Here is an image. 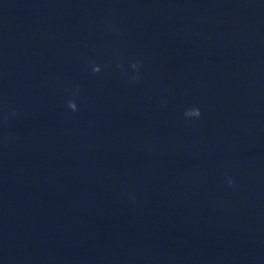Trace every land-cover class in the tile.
Wrapping results in <instances>:
<instances>
[{
	"label": "clouds",
	"instance_id": "clouds-1",
	"mask_svg": "<svg viewBox=\"0 0 264 264\" xmlns=\"http://www.w3.org/2000/svg\"><path fill=\"white\" fill-rule=\"evenodd\" d=\"M133 67L135 68L136 65H133ZM99 71H100L99 67H95V68H94V72H99ZM68 107H69L72 111H76V110H77V106H76V104H75L74 102H71V101H70L69 104H68ZM185 115H186V116H189V117H191V116L194 115V117L199 118L200 115H201V113H200L199 109H197V108H193V109L188 110V111L185 113ZM229 184H230V185L232 184V181H231V180L229 181Z\"/></svg>",
	"mask_w": 264,
	"mask_h": 264
}]
</instances>
